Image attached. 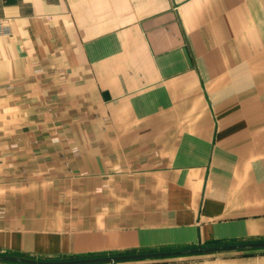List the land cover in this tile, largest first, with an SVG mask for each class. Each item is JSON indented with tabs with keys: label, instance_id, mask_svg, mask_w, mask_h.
Instances as JSON below:
<instances>
[{
	"label": "crops",
	"instance_id": "1",
	"mask_svg": "<svg viewBox=\"0 0 264 264\" xmlns=\"http://www.w3.org/2000/svg\"><path fill=\"white\" fill-rule=\"evenodd\" d=\"M0 22V252L264 239V0H0Z\"/></svg>",
	"mask_w": 264,
	"mask_h": 264
},
{
	"label": "water",
	"instance_id": "2",
	"mask_svg": "<svg viewBox=\"0 0 264 264\" xmlns=\"http://www.w3.org/2000/svg\"><path fill=\"white\" fill-rule=\"evenodd\" d=\"M264 250L263 240L240 241L227 244L202 245L192 248L166 249L154 251H132L108 253L91 256H74L65 258H41L21 256L0 252L3 264H121L129 262L151 261L175 257L219 255L236 252Z\"/></svg>",
	"mask_w": 264,
	"mask_h": 264
},
{
	"label": "built area",
	"instance_id": "3",
	"mask_svg": "<svg viewBox=\"0 0 264 264\" xmlns=\"http://www.w3.org/2000/svg\"><path fill=\"white\" fill-rule=\"evenodd\" d=\"M8 33H9V28L3 22H0V35L8 34Z\"/></svg>",
	"mask_w": 264,
	"mask_h": 264
}]
</instances>
